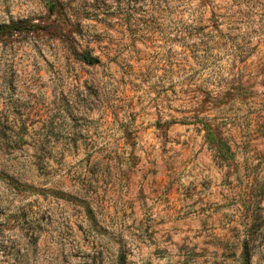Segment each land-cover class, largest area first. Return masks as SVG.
<instances>
[{"label":"rangeland","instance_id":"1","mask_svg":"<svg viewBox=\"0 0 264 264\" xmlns=\"http://www.w3.org/2000/svg\"><path fill=\"white\" fill-rule=\"evenodd\" d=\"M18 21L0 264H264V0H0Z\"/></svg>","mask_w":264,"mask_h":264},{"label":"trees","instance_id":"2","mask_svg":"<svg viewBox=\"0 0 264 264\" xmlns=\"http://www.w3.org/2000/svg\"><path fill=\"white\" fill-rule=\"evenodd\" d=\"M30 26L32 25H28L27 22L25 21L9 22L7 24H0V37L28 30ZM78 57L83 62L88 63V64H91L95 61V59L87 52L78 54Z\"/></svg>","mask_w":264,"mask_h":264}]
</instances>
